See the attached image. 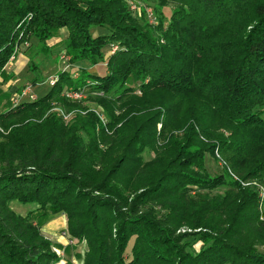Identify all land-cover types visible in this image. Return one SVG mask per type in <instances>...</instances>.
Instances as JSON below:
<instances>
[{"label":"trees","instance_id":"trees-1","mask_svg":"<svg viewBox=\"0 0 264 264\" xmlns=\"http://www.w3.org/2000/svg\"><path fill=\"white\" fill-rule=\"evenodd\" d=\"M168 4L170 21L152 28L126 0H0V77L17 46L35 39L47 54L62 30L81 69L0 112V264H59L40 212L66 217L69 239L88 246L84 264H264L258 192L229 173L264 186V0H160L159 12ZM100 64L104 75L91 71ZM71 88H88L108 123L50 113L53 103L85 109L68 101ZM217 148L230 157L213 176ZM223 184L225 195L206 194ZM14 202L37 209L22 216Z\"/></svg>","mask_w":264,"mask_h":264},{"label":"rangeland","instance_id":"rangeland-1","mask_svg":"<svg viewBox=\"0 0 264 264\" xmlns=\"http://www.w3.org/2000/svg\"><path fill=\"white\" fill-rule=\"evenodd\" d=\"M126 4L128 11L131 13V16L134 19L138 20V22L141 24L146 22L152 28H157L160 26L161 15L164 19V23L167 25L175 7L173 4H168L159 12L158 7L160 0H126ZM104 33H107L106 29L97 28L93 30V35L95 37ZM67 36L68 31L62 30V32L59 33V36L53 38L49 42L52 51L48 52L47 54H37V49L35 47L37 45V41L35 39H31L21 48L19 46L15 48V53L5 68V76L0 77V98L3 96L2 92L9 95V98L7 99H0V112L3 110L5 104L8 103V100L12 106H16L28 101H37L39 98L44 97L50 91L51 87H53L58 82L59 73H69L74 79H78L80 77L79 72L81 69L76 68L77 64L73 63L72 57L64 51V41L66 40ZM115 47L117 48L116 50L111 47L112 53H115L118 50V47ZM109 48L106 47L104 49L105 53L110 52ZM31 64H35L38 67L36 72L31 70ZM91 71H93L94 74L100 75L107 73L104 64H100L91 68ZM36 77H40L42 80L36 86H33L32 80H34ZM72 90L73 89L71 88L65 90V92ZM88 91V88L81 90L80 92L83 93V96L80 99L67 98L66 96L69 102L82 104V106L85 107L84 110L73 109L68 111L60 104L53 103L50 113H55L58 117L62 118L65 124H71L77 116H85L88 112H92L95 113V115L104 125H106L108 123V118L104 109L96 102L88 100ZM97 96L102 95L99 94ZM159 128H161V125H159ZM169 132L170 130L168 131V134ZM221 132H223L225 136H229L228 130H221ZM0 133L7 134L1 127ZM209 155L210 156L208 157V161L206 163V169L211 175H218L228 167L230 157L229 153L221 152L219 148H217L215 149L214 153ZM140 156L144 162L148 163L156 158V153L150 148H147L141 152ZM229 173L231 174L232 178L242 184L243 188L252 189L258 192L260 199L259 209L261 213V220L264 221V186H262L260 182L255 179L244 182L234 175L230 170ZM229 189H231L229 184H223L218 189L206 192V194H208L210 197H219L221 195H225ZM11 206L17 214L22 216H27L29 212L37 209V206L34 204L25 205L18 202L12 203ZM63 216L64 215L52 216L50 213L45 212L38 213V221L43 224L42 233L46 238L51 239L50 236H47L44 231L45 226L54 219ZM63 221L58 220L57 226L60 227V223ZM63 232L67 234V230L64 231L63 229L59 228L57 233L60 237H65L66 240L62 241L68 245L64 249H62V247L54 248V251L61 259L59 264H84V257L88 251L86 242H80L78 240L72 241L67 235L65 236ZM192 232H199V230L193 231L188 227H182L178 231L179 234ZM187 242L193 245L191 248L193 252H199L204 245L202 241H198V237L189 238ZM260 251H263V248H261Z\"/></svg>","mask_w":264,"mask_h":264},{"label":"crops","instance_id":"crops-1","mask_svg":"<svg viewBox=\"0 0 264 264\" xmlns=\"http://www.w3.org/2000/svg\"><path fill=\"white\" fill-rule=\"evenodd\" d=\"M62 218H63L64 221L62 220ZM58 220L63 221L62 223H60L61 224L60 227L57 226ZM58 227L61 228V229H63L64 231L67 230V219H66L65 216L56 218L53 221L49 222V224L45 226L44 231H45V233H46L47 236H50V238H51L50 240H52L54 243L60 245L62 247V249H64V248H66V246L68 244L67 243H64V241H62V240H66L65 237H60L58 235V233H57L58 232V229H59Z\"/></svg>","mask_w":264,"mask_h":264},{"label":"built area","instance_id":"built-area-1","mask_svg":"<svg viewBox=\"0 0 264 264\" xmlns=\"http://www.w3.org/2000/svg\"><path fill=\"white\" fill-rule=\"evenodd\" d=\"M114 50H116V47H113ZM26 94V93H25ZM26 96V95H25ZM65 96H67V98H72V99H80L83 96V93H81L80 91H67L65 92ZM33 98V97H32ZM34 99V98H33ZM64 235L66 236L67 234L64 233Z\"/></svg>","mask_w":264,"mask_h":264}]
</instances>
